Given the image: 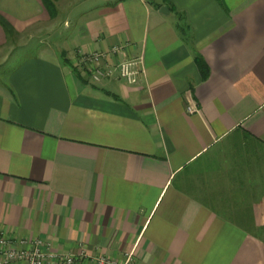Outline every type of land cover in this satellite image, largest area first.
I'll return each instance as SVG.
<instances>
[{"label":"crops","instance_id":"obj_1","mask_svg":"<svg viewBox=\"0 0 264 264\" xmlns=\"http://www.w3.org/2000/svg\"><path fill=\"white\" fill-rule=\"evenodd\" d=\"M57 5L0 0L13 37L41 33L1 58L0 230L118 262L264 264V0ZM117 45L112 64L143 57L138 84L80 61Z\"/></svg>","mask_w":264,"mask_h":264},{"label":"built area","instance_id":"obj_2","mask_svg":"<svg viewBox=\"0 0 264 264\" xmlns=\"http://www.w3.org/2000/svg\"><path fill=\"white\" fill-rule=\"evenodd\" d=\"M124 46L107 47L90 56H82L81 63L90 73L94 82L118 78L126 83L138 84L145 73L143 57L124 56L112 64V57L122 54ZM106 61L102 64L101 61ZM110 60V62H109ZM189 113H200L195 101L190 99L187 106ZM0 264H141L135 251L125 254L122 262L105 255H90L85 250L65 253L54 250L52 242L36 238L33 241L20 239L6 230H0Z\"/></svg>","mask_w":264,"mask_h":264},{"label":"rangeland","instance_id":"obj_3","mask_svg":"<svg viewBox=\"0 0 264 264\" xmlns=\"http://www.w3.org/2000/svg\"><path fill=\"white\" fill-rule=\"evenodd\" d=\"M71 17V15H70ZM56 24H54L55 26H58V24H60V20L58 22H55ZM59 27V26H58ZM33 34V35H32ZM41 33H36V32H33L31 33L30 35L29 34H23L22 36L20 34H18L17 36H14L12 37L11 39H9L8 41V45H7V49H4L2 52H3V55L0 56V63L1 62V58L4 59V56H5V52H7L8 50L9 51H12L13 49L16 50L18 48H21L23 46H26L22 49H19L17 50V53H22L23 51L24 52H27L29 53L30 55L33 54L35 51H38L39 50V47H37V43H38V39H31V35L34 36V38L40 36ZM44 35V34H43ZM46 37L43 36V39H45ZM46 41V40H45ZM27 44V45H26ZM14 57V56H13ZM2 69H0V71L3 72V67H1Z\"/></svg>","mask_w":264,"mask_h":264},{"label":"trees","instance_id":"obj_4","mask_svg":"<svg viewBox=\"0 0 264 264\" xmlns=\"http://www.w3.org/2000/svg\"><path fill=\"white\" fill-rule=\"evenodd\" d=\"M44 6L48 10L50 16L52 18H55L58 15V0H42ZM0 24L4 28L8 41L13 37V35L16 33L12 25L4 18L0 17ZM197 62L199 66L201 67L202 71L206 73V64L204 63L202 57L200 55L197 56Z\"/></svg>","mask_w":264,"mask_h":264},{"label":"water","instance_id":"obj_5","mask_svg":"<svg viewBox=\"0 0 264 264\" xmlns=\"http://www.w3.org/2000/svg\"><path fill=\"white\" fill-rule=\"evenodd\" d=\"M161 12L162 13H169V8L167 7V6H163L162 8H161Z\"/></svg>","mask_w":264,"mask_h":264}]
</instances>
